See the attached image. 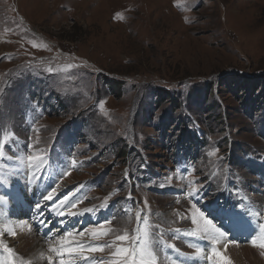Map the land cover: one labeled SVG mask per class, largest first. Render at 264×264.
Masks as SVG:
<instances>
[{"label": "rangeland", "instance_id": "rangeland-1", "mask_svg": "<svg viewBox=\"0 0 264 264\" xmlns=\"http://www.w3.org/2000/svg\"><path fill=\"white\" fill-rule=\"evenodd\" d=\"M260 83L264 0H0V140L10 136L0 188L15 184L22 169L34 170L21 163L33 152L43 150L47 166L72 164L68 144L81 128L80 165L67 178L98 181L87 183L73 211L117 199L104 221L115 231L96 241L134 235L140 211L158 264L204 263L205 249L196 253L195 238L184 233L196 227V209L212 221L200 207L207 196L219 199L218 213L233 199L231 189L243 187L247 199L235 201L249 211L245 224L255 222L252 215L264 221ZM162 91L169 96L161 98ZM227 179L232 193L224 202ZM171 186L180 192L166 193ZM90 215H79L88 222L84 232L99 227ZM225 243L218 236L215 245L231 264L264 263V239L237 244L239 254ZM113 251L95 254L107 264ZM211 254L206 258L216 264Z\"/></svg>", "mask_w": 264, "mask_h": 264}, {"label": "snow or ice", "instance_id": "snow-or-ice-1", "mask_svg": "<svg viewBox=\"0 0 264 264\" xmlns=\"http://www.w3.org/2000/svg\"><path fill=\"white\" fill-rule=\"evenodd\" d=\"M69 67H73L69 65ZM49 72H52V68L47 69ZM14 135V134H12ZM10 139V136H5L2 140H0V159H3L5 156V145L7 141ZM10 158V157H9ZM27 163L29 168L34 169L36 172L41 171L42 168L46 167L48 161L46 156L43 154V150L40 152H33V154L27 155L26 157L21 158V163ZM75 160L72 161V164L75 165ZM35 174V173H34ZM68 172H65L64 175H68ZM59 185H57V188ZM195 191V190H193ZM189 195H192L190 192ZM55 196V189L47 194L44 197L47 201H52ZM130 198V197H129ZM69 200L68 196H65L63 200H61L60 204L64 205ZM79 201L72 203L68 206L67 213L60 211L58 215H83L85 213H94L93 208H86L83 212L72 211L73 208L76 207V204ZM108 205V200L105 199L104 203H102L99 207L101 209L106 208ZM37 212L42 209V205L39 203L35 205ZM195 207V206H193ZM136 220L138 222V227L135 229L134 235H129L126 231L122 235H116L115 240L111 242V244L107 245H96L85 244L83 243V238L87 235L90 236L93 240H100L107 236L109 232H114L115 230L107 227L110 221H106L99 225V227H92L88 229L86 232L81 231L78 234L73 231H68L64 235L59 236L55 239V242H50L48 247L49 255L45 256L42 252L40 253V258L47 259L48 264H53V254L60 258V264H71L70 260H66V256H78L82 259L88 260L91 258L92 254L95 252H103L106 247L111 248L115 247V251L111 253V259L107 262V264H158L157 255L154 250V241L151 238L149 231V220L145 215L143 218V227L139 226V222L141 220V212H136ZM192 223L196 226L192 231L185 232L186 236L199 237V238H207L209 239L213 245L218 243V236H224V233L220 232L218 228L212 223L211 220L204 217V214L196 209V211L192 215ZM22 227V225H21ZM29 227V231H30ZM174 231L179 232V229H175ZM4 233H7L10 236L16 235V226L11 223L0 224V250L5 253V256L0 257V264H32L31 260H25L23 257H20L16 254L13 248L9 247L7 243L3 240ZM261 239H264V225L260 226ZM117 241L119 242H128L129 246H118ZM252 244L256 246L257 240L253 239ZM161 244H164L167 247H174V245H166L163 241L162 237L160 240ZM73 244L76 246L74 247ZM260 247L264 248V244H261ZM178 251V250H177ZM201 250L197 249V253ZM264 254V253H262ZM213 257L216 258V264H231V261L220 251L217 250L215 246L212 248V254L209 259ZM92 264H104L103 261L92 260ZM175 264V262H173Z\"/></svg>", "mask_w": 264, "mask_h": 264}, {"label": "bare ground", "instance_id": "bare-ground-1", "mask_svg": "<svg viewBox=\"0 0 264 264\" xmlns=\"http://www.w3.org/2000/svg\"><path fill=\"white\" fill-rule=\"evenodd\" d=\"M0 204H1V202H0ZM1 224H4V222L2 220H1ZM12 225L16 226V235L15 236L9 235V237H8L9 242L8 243H9V245H12L14 247V249H15L14 251L18 254H21L22 256H25L28 260L33 261L32 264H46L44 262V259L41 260L40 253L43 252L45 255L50 254L48 252L49 243L45 244L39 237H37L35 235L34 232H32L31 230L29 231L28 226H24L22 223L21 224H12ZM21 225H22V227H21ZM214 246L216 247V245H214ZM248 248L250 251H252L251 250L252 248H250V247H248ZM233 249L239 254V252L241 251L242 248L241 247L239 248V246L235 245L233 247ZM205 251H206V249H205ZM206 255H207V253L205 252V256ZM202 259L204 261V264L206 261H208L209 264H211V262L206 257L205 258L203 257ZM66 260H70L71 264H75L77 261L75 255L70 256V257L66 256ZM57 263L60 264V259L57 260Z\"/></svg>", "mask_w": 264, "mask_h": 264}, {"label": "trees", "instance_id": "trees-1", "mask_svg": "<svg viewBox=\"0 0 264 264\" xmlns=\"http://www.w3.org/2000/svg\"><path fill=\"white\" fill-rule=\"evenodd\" d=\"M258 88L260 89L261 95H262L264 93V91H262L264 88V83L263 84L260 83L258 85ZM261 95H260V97H261ZM167 96H169V93H165L164 91L161 92V98H166ZM120 157H122V155H120Z\"/></svg>", "mask_w": 264, "mask_h": 264}]
</instances>
